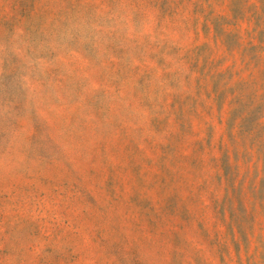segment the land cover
<instances>
[{
    "label": "rangeland",
    "instance_id": "rangeland-1",
    "mask_svg": "<svg viewBox=\"0 0 264 264\" xmlns=\"http://www.w3.org/2000/svg\"><path fill=\"white\" fill-rule=\"evenodd\" d=\"M0 264H264V0H0Z\"/></svg>",
    "mask_w": 264,
    "mask_h": 264
}]
</instances>
